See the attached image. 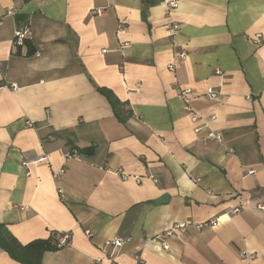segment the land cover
<instances>
[{
	"label": "crops",
	"instance_id": "0c3cea01",
	"mask_svg": "<svg viewBox=\"0 0 264 264\" xmlns=\"http://www.w3.org/2000/svg\"><path fill=\"white\" fill-rule=\"evenodd\" d=\"M17 30L34 53L14 43ZM189 88L222 143L195 133L179 97ZM258 205L264 0H0V224L23 245L69 233L41 264H111V253L117 264H264ZM211 220L168 250L158 239L174 223ZM116 238L130 242L105 251ZM0 264L22 263L0 245Z\"/></svg>",
	"mask_w": 264,
	"mask_h": 264
},
{
	"label": "built area",
	"instance_id": "2783aa9c",
	"mask_svg": "<svg viewBox=\"0 0 264 264\" xmlns=\"http://www.w3.org/2000/svg\"><path fill=\"white\" fill-rule=\"evenodd\" d=\"M167 5L170 8H175V7H177L178 2L177 1H172V2L167 3ZM103 13H104L103 9H96L95 11H93V15H95V16H101ZM179 29H180V25H178L177 23L172 21L171 25H170V31H169L170 35L174 37L179 32ZM27 34H28V31H20V30L15 31L14 43L16 45H24L25 41L27 40ZM254 42H255L256 45H261V43L263 42L261 35H258L256 37V39L254 40ZM180 57L184 59L186 57V54L183 53V54L180 55ZM168 68L171 71H173L174 70V64L169 65ZM216 74L217 75H221L222 73H221L220 70H217ZM10 88L11 89H16V85H11ZM193 94H194L193 90L190 89V88L189 89H180V91H179V97L186 104L185 109H186L187 112L190 113L191 120L194 123L200 122V124H201V125H198L195 128V133L196 134H200L202 131L206 130V133H205V136H204L205 140H207V141H216L218 143H222L223 138H222L221 133L213 130L210 127L211 120L202 118L200 115L196 114L194 112L193 108L189 105V101L191 100ZM206 95H207V97H209V99L216 100V99H219L222 96V93L220 91H216V90H214L212 88H209L207 90ZM213 118L214 117H212V119ZM28 125L32 126L33 124L32 123H28ZM230 152H233V150H230ZM70 157H72V155H71V153H68L67 154V158H70ZM24 165L27 166V163H25ZM64 173H65L64 169H61L60 171H58L54 175L55 181L58 182L61 179V177L64 175ZM252 173H254V171H250V174H252ZM123 178H127V176L123 175ZM57 190H58V194L60 195V197L62 199L65 198V191L59 186L57 187ZM256 209L263 211L264 210V206L258 205L256 207ZM235 211H238V210L236 209ZM216 222H217V220H211L210 222L198 223V224H193V223H188V222L174 223L163 235L158 237V239L162 243L163 248L165 250H168L169 249L168 239L176 237L179 233L180 234H185L188 231V229L190 227H192V226H194L198 230H202V229H204L206 227L214 226L216 224ZM86 235L89 238H91L93 236V234H92V232L90 230H86ZM69 239H70V234L69 233H62L60 238H59V241H58V247L67 246L69 244ZM127 242H130V239L124 240V239L116 238L114 240L107 241L104 244V250L107 251V249L112 248V251L115 252L117 249H120L121 247H123L124 244L127 243ZM112 256L113 255L111 253L110 254V257L112 259L111 264H117L114 261ZM253 257L254 256H249L246 253H242L241 254V258L246 260V261L251 260ZM136 264H143V260H142L141 257L137 258Z\"/></svg>",
	"mask_w": 264,
	"mask_h": 264
},
{
	"label": "trees",
	"instance_id": "16d2710c",
	"mask_svg": "<svg viewBox=\"0 0 264 264\" xmlns=\"http://www.w3.org/2000/svg\"><path fill=\"white\" fill-rule=\"evenodd\" d=\"M28 47V53H34V47L29 40L24 43ZM110 102L112 107L118 111L120 102L117 96L108 89H99ZM117 113V112H116ZM124 121V120H123ZM95 147L85 148L82 151L86 154H93ZM60 234L53 233L47 239H37L26 245L21 244L15 236L11 234L8 228L0 224V245L5 249L15 261L22 264H41L43 256L46 252L57 251L62 247H58Z\"/></svg>",
	"mask_w": 264,
	"mask_h": 264
},
{
	"label": "water",
	"instance_id": "95a60500",
	"mask_svg": "<svg viewBox=\"0 0 264 264\" xmlns=\"http://www.w3.org/2000/svg\"><path fill=\"white\" fill-rule=\"evenodd\" d=\"M166 200H167V197H166V196H164L163 198H161V199H160V201H159V202H160V203H163V202H165Z\"/></svg>",
	"mask_w": 264,
	"mask_h": 264
}]
</instances>
